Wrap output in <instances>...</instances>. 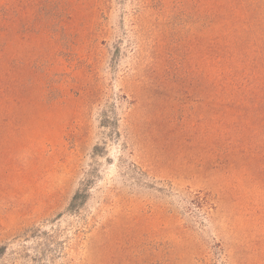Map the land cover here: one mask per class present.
<instances>
[{"label": "rangeland", "instance_id": "rangeland-1", "mask_svg": "<svg viewBox=\"0 0 264 264\" xmlns=\"http://www.w3.org/2000/svg\"><path fill=\"white\" fill-rule=\"evenodd\" d=\"M197 3L1 0L0 264H264V130Z\"/></svg>", "mask_w": 264, "mask_h": 264}, {"label": "trees", "instance_id": "trees-1", "mask_svg": "<svg viewBox=\"0 0 264 264\" xmlns=\"http://www.w3.org/2000/svg\"><path fill=\"white\" fill-rule=\"evenodd\" d=\"M197 7L211 20L213 95L225 100V111L241 112L244 116L239 120L264 130V0H198ZM1 41L0 16V126L5 106ZM86 203L87 194L79 191L68 211L76 213ZM5 253L6 248H0V257Z\"/></svg>", "mask_w": 264, "mask_h": 264}]
</instances>
